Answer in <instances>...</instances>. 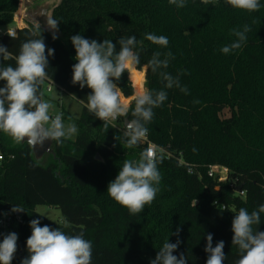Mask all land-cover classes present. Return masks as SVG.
<instances>
[{"label":"trees","instance_id":"1","mask_svg":"<svg viewBox=\"0 0 264 264\" xmlns=\"http://www.w3.org/2000/svg\"><path fill=\"white\" fill-rule=\"evenodd\" d=\"M20 1L0 0V27L13 25ZM260 3L258 11L249 13L224 0L208 5L186 0L180 9L168 0L51 2L50 17L60 24L55 40L41 25L47 48L54 49L48 69L52 80L46 82L81 103L79 116L71 120L78 133L61 145L52 142V153H45L43 161L34 158L27 143L17 144L0 131V209L11 211L18 205L24 210L16 215L18 246L26 247L30 221L39 219L41 226L60 227L69 234L83 232L93 244L92 264H150L168 238L171 243L181 241L174 255L184 253L188 264H206L207 234L213 235L214 247L224 241V264H234L239 253L231 243L233 212L241 207L251 212L264 204V0ZM245 24L251 27L247 42L229 54L222 53L223 46L236 40L231 30H242ZM35 27H16L15 40L2 33L0 44L16 54ZM146 33L168 37V47L145 40ZM76 34L113 43L135 35L143 41L137 48V69L154 52L171 51L174 59L165 71L179 75L181 85L188 89V94L176 87L165 89L167 99L154 109V118L147 125L148 140L163 156L158 166L162 180L156 199L140 214L130 215L106 191L123 161L138 159L146 145L129 149L122 139H115L123 138V117L117 119L119 128L109 124L105 129L87 111L86 97L91 90L71 82L76 61L70 38ZM131 68L135 83L142 76ZM3 85L0 81V87ZM118 86L123 97L133 95L127 70ZM143 87L160 90L163 83L148 69ZM129 105L134 107V97ZM61 112L64 121L71 117L69 111L62 108ZM125 119H131L130 113ZM210 165L225 166L226 179L209 176ZM38 205L59 209L62 221L39 215ZM261 219L258 230L264 231V214ZM178 227L177 237L172 233Z\"/></svg>","mask_w":264,"mask_h":264},{"label":"clouds","instance_id":"2","mask_svg":"<svg viewBox=\"0 0 264 264\" xmlns=\"http://www.w3.org/2000/svg\"><path fill=\"white\" fill-rule=\"evenodd\" d=\"M168 2L177 9L186 6V0ZM216 2L217 0H201L205 5ZM224 2L234 9L249 13L256 12L261 7L260 0ZM41 16L46 18V28L52 32V39H57L60 22L49 17L46 11H42ZM250 31L248 24L243 25L242 30L232 29L231 34L236 40L223 46L221 52L229 54L240 49L247 42V33ZM42 33L43 29L37 23L28 38L21 42L16 54L0 44V81H4V85L0 87V131L17 144L27 143L33 150L38 145L43 146L47 140L61 145L78 133L77 125L71 122V118L65 123L63 113H51L54 105L50 100L44 99V85L49 79L52 80L48 69L49 57L54 55V49L47 48ZM6 34L13 40L18 39L17 32L10 27H7ZM70 39L75 49L76 61L72 66V84H78L81 89L87 86L91 90L86 97L85 107L103 122L105 129L118 118H124L123 138L116 136L115 139H122L124 146L129 149L146 140L147 125L154 118V109L161 107L167 99L165 89L176 87L188 94L187 87L180 83L179 75L174 77L165 71L170 60L174 59L173 53L156 51L143 67L159 76L163 88L139 89L134 96V107L130 109L129 103L121 98L118 82L129 67L140 64L137 48L143 41H138L135 35L121 37L116 43L108 39L103 42L86 39L81 34L73 35ZM144 39L161 48L169 45V39L164 35L146 33ZM10 60L14 63H6ZM129 113L131 119L126 121ZM162 160L159 149L149 144L140 152L138 159L123 161L115 179L107 185V194L126 208L130 215L142 213L146 205L154 202L160 191L162 176L158 166ZM23 211L18 205L11 208V212ZM233 213L231 243L238 248L239 253L234 264H264V231L258 230L264 214V204L251 212L241 207ZM29 226L31 235L26 240L28 255L21 260V264H92L93 244L84 238L83 232L69 234L60 227L41 226L39 219H32ZM179 233L178 227L172 235L178 237ZM206 240V264H224V241H218L214 247L212 234H207ZM17 241L18 235L15 232L3 235L0 241V264H12L18 249ZM180 243L179 239L171 243L168 238L155 258L150 260V264H188L184 253L179 256L173 254Z\"/></svg>","mask_w":264,"mask_h":264},{"label":"rangeland","instance_id":"3","mask_svg":"<svg viewBox=\"0 0 264 264\" xmlns=\"http://www.w3.org/2000/svg\"><path fill=\"white\" fill-rule=\"evenodd\" d=\"M52 1L53 0H21L19 8L17 10L18 11V20H20L21 17H23L22 19L24 20V21H22L21 26H25L28 24L43 23V22H44V24H46V18L41 16V12L46 11L48 16L50 17V5H51ZM16 13L14 14V20H15V18L17 19ZM4 29H5V27H0L1 31ZM1 34L2 33H0V36H1ZM131 69H133V68H131ZM133 70H135L137 73H139L142 76V78L139 79L137 82H135L136 84H138L137 85L138 88H137L136 84L134 83V79L131 77L132 71L130 69L127 70L128 78H129L131 85H132V88H133V95L131 97H134L135 93L139 89L144 88L143 87L144 71H145L144 67H142L141 69H137L136 67H134ZM46 86H47V84L45 83L44 89L46 88ZM44 91H45L44 99L50 100L54 105V108L51 110V113L54 114L56 112H61V109L63 108L64 110L69 111V113L71 114V117H68V119H66V121H64L65 123L69 122V118H71V120H73L74 118L79 116L80 109H81V103L78 100H76L74 98H70L68 96H63V97L58 98V96L56 94V90L54 88L51 92H46V90H44ZM71 122H74V121H71ZM45 159H46V156L43 155L41 160L44 161ZM35 210H36V212H38L41 215H44L46 218H48L51 221H54V222H61L62 221L60 210L57 208L48 207L45 205H38L35 207Z\"/></svg>","mask_w":264,"mask_h":264},{"label":"built area","instance_id":"4","mask_svg":"<svg viewBox=\"0 0 264 264\" xmlns=\"http://www.w3.org/2000/svg\"><path fill=\"white\" fill-rule=\"evenodd\" d=\"M13 30L15 28L10 27ZM7 29L0 30V33H6ZM50 85L47 86L45 89L46 92H49ZM62 90V89H61ZM116 128H119V124L116 121H113L110 123ZM146 145V147L151 144L155 146L152 142L148 140V135L147 138L144 142H142ZM2 159V154L0 153V160ZM191 170V169H189ZM228 169L225 166L222 165H210L208 167V175L217 178V180L222 181L225 180L227 177ZM242 193V192H241ZM17 230V217L16 213L11 212L9 210H2L0 209V241L3 239V235H6L10 232H15ZM28 255L27 248L26 247H20L18 246L17 252L15 254V258L12 261V264H21V260Z\"/></svg>","mask_w":264,"mask_h":264},{"label":"water","instance_id":"5","mask_svg":"<svg viewBox=\"0 0 264 264\" xmlns=\"http://www.w3.org/2000/svg\"><path fill=\"white\" fill-rule=\"evenodd\" d=\"M125 120L127 121V119H125ZM124 127H125V125H124ZM25 139H27V138H25ZM51 145H52V141L47 140V141L44 142V145H43V146H39V145H38V146L35 147L34 150L31 148L32 153H33V155H34V158H35L36 160H39V159L42 158V156H43L45 153H52ZM96 157L99 158L98 155H97ZM235 190H236L237 192L240 191V186H237V187L235 188ZM20 213H21V212H17L16 215H19Z\"/></svg>","mask_w":264,"mask_h":264},{"label":"crops","instance_id":"6","mask_svg":"<svg viewBox=\"0 0 264 264\" xmlns=\"http://www.w3.org/2000/svg\"><path fill=\"white\" fill-rule=\"evenodd\" d=\"M20 2H21V1H20ZM16 12H17V11H16ZM16 12H15V13H16ZM22 18H23V17L20 18L21 21L15 18L14 23H13V25H12L11 27H13V28H15V29H16V27H20L21 24H22V21H24ZM35 25H37V24H35ZM40 25H42L44 28H46V24H44V22H43V23H40ZM46 29H47V28H46ZM46 84H47V86L50 85V91H49V92H51V91L53 90V88L56 90V94H57L58 98H59V97H63V96H68V97H70V98H73V97H71L68 93H66V92H64L63 90L57 88L54 84H48L47 82H46ZM47 86H46V88H47ZM46 88H45V89H46ZM45 89H44V90H45ZM121 98L124 99V100H126L127 102H129L130 98H133V97L125 98V97L122 96Z\"/></svg>","mask_w":264,"mask_h":264}]
</instances>
